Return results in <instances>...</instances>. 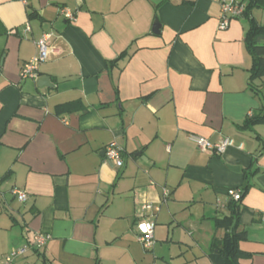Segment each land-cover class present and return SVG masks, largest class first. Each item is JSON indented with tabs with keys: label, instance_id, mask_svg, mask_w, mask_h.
Masks as SVG:
<instances>
[{
	"label": "crops",
	"instance_id": "0c3cea01",
	"mask_svg": "<svg viewBox=\"0 0 264 264\" xmlns=\"http://www.w3.org/2000/svg\"><path fill=\"white\" fill-rule=\"evenodd\" d=\"M219 19V0H0V262L41 233L15 264H214L215 220L236 216L237 264H264V120L244 125L264 116L245 42L251 21L264 28V0ZM45 34L38 77L21 80ZM254 41L264 48V33ZM190 135L241 149L201 152ZM111 142L120 168L104 159ZM228 189L241 191L235 214Z\"/></svg>",
	"mask_w": 264,
	"mask_h": 264
},
{
	"label": "built area",
	"instance_id": "2783aa9c",
	"mask_svg": "<svg viewBox=\"0 0 264 264\" xmlns=\"http://www.w3.org/2000/svg\"><path fill=\"white\" fill-rule=\"evenodd\" d=\"M219 6V28L221 29L227 28L230 21L241 17L244 11V5L237 0H219ZM60 13L66 20L73 21L75 18L73 12L70 10L61 9ZM25 30L29 31V27L26 26ZM49 39L50 35L45 34L35 42L36 54L30 60L25 62L19 69V78L21 80L36 79L38 77L40 64L46 61L49 53L51 52ZM189 140L195 144L199 151H211L215 155H221L229 147L241 149V145H235L233 140L227 137L222 138L217 142H211L206 138L190 135ZM121 153L122 149L116 142L108 144L103 151L105 161L113 164L116 168H120L123 165ZM13 193L20 203H24L27 200V194L24 191L14 190ZM166 194V190L163 189L162 195L164 199ZM226 194L228 198L234 202L239 201L241 198V191L239 189H228ZM141 209L146 212L158 211V207L148 203L143 204ZM148 216L151 215H145V217L137 223V239L145 250H149L154 244V223L151 218H148ZM48 239V235H43L41 233L34 234L31 241H28L26 244L15 248L12 252L5 255L0 264H15V259L17 257L26 254L29 249L38 250L43 248Z\"/></svg>",
	"mask_w": 264,
	"mask_h": 264
},
{
	"label": "trees",
	"instance_id": "16d2710c",
	"mask_svg": "<svg viewBox=\"0 0 264 264\" xmlns=\"http://www.w3.org/2000/svg\"><path fill=\"white\" fill-rule=\"evenodd\" d=\"M262 5L263 0H247L242 16L248 17L253 8H260ZM260 33H264V28L257 26L253 21H251L245 38L246 48L253 62L252 67L249 70V82L264 75V48L261 45L256 44L254 41L255 35ZM263 120L264 116H250L245 120L244 125L262 122ZM246 188L247 184L242 188L241 191L243 192ZM237 202L231 200L232 206L230 208L231 212L234 214L237 213ZM234 221L235 223L233 224ZM236 221V216H229L220 220H215V226L224 228L225 234L222 238L221 246L217 248V258L215 259L214 264H237L236 261L239 256L237 243L244 234H237L234 232Z\"/></svg>",
	"mask_w": 264,
	"mask_h": 264
},
{
	"label": "water",
	"instance_id": "95a60500",
	"mask_svg": "<svg viewBox=\"0 0 264 264\" xmlns=\"http://www.w3.org/2000/svg\"><path fill=\"white\" fill-rule=\"evenodd\" d=\"M158 28H159V24L158 23H155L154 27H153V31L154 32H157L158 31ZM112 165V164H111Z\"/></svg>",
	"mask_w": 264,
	"mask_h": 264
}]
</instances>
